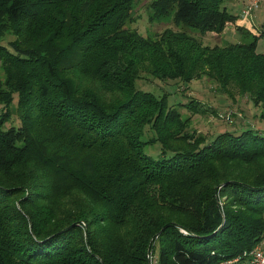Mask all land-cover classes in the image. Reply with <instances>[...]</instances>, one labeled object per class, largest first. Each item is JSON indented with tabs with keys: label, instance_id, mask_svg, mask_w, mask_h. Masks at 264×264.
Instances as JSON below:
<instances>
[{
	"label": "trees",
	"instance_id": "obj_1",
	"mask_svg": "<svg viewBox=\"0 0 264 264\" xmlns=\"http://www.w3.org/2000/svg\"><path fill=\"white\" fill-rule=\"evenodd\" d=\"M227 1L151 0L149 20L219 35L238 20ZM135 3L0 0V264H246L264 240V136L206 137L181 113L204 111L197 101L135 85L142 69L206 78L264 122V22L223 47L169 29L150 39L124 28ZM154 143L159 159L143 152Z\"/></svg>",
	"mask_w": 264,
	"mask_h": 264
},
{
	"label": "rangeland",
	"instance_id": "obj_2",
	"mask_svg": "<svg viewBox=\"0 0 264 264\" xmlns=\"http://www.w3.org/2000/svg\"><path fill=\"white\" fill-rule=\"evenodd\" d=\"M151 0H136L131 12V21L127 22L125 29L137 32L144 38L154 39L159 36L164 30H172L173 32H186L198 38L204 45L225 46L228 44L241 43L249 41L245 34L237 30L236 26L250 33L257 30L259 25L264 22V0L260 3L249 15L243 14L245 7L248 5V0H229L225 2V7L232 14L238 16L235 23H228L224 31L216 35L214 33H206L200 35L197 31L183 27H176L171 19L162 21H150L149 3ZM12 37H8L11 40ZM257 53L264 54V39L257 42ZM4 79L3 67L0 61V80ZM79 84H86V88L95 89L97 84L92 80H86L84 75L78 76ZM136 88L142 91L153 93L155 96L168 95L169 105L188 103L189 101H197L204 111L192 113L181 107V113L184 117L190 116L191 130H195L200 134L210 137L221 132H236L240 129L251 128L264 136V122L260 121L258 116L260 108L252 104L247 96H233L230 98L226 93L206 78L191 81L188 84L181 81H161L150 74L145 69H142L135 79ZM111 98L118 97L117 94L109 95ZM16 97L14 99V103ZM175 104V105H176ZM4 112L0 106V113ZM18 127L19 120L15 114L12 115L10 121L6 123V127ZM152 132L149 131V126L144 128L142 141L152 137ZM143 152L152 157L159 159L161 157V145L159 143L147 144L143 147ZM169 156V154H167ZM82 229L85 224L81 223ZM84 230V229H83ZM264 251V240L257 246ZM152 254V253H151ZM148 264H155L156 257L147 255Z\"/></svg>",
	"mask_w": 264,
	"mask_h": 264
},
{
	"label": "built area",
	"instance_id": "obj_3",
	"mask_svg": "<svg viewBox=\"0 0 264 264\" xmlns=\"http://www.w3.org/2000/svg\"><path fill=\"white\" fill-rule=\"evenodd\" d=\"M252 3L250 7L244 12V16L248 15L251 11L252 7L256 6L258 0H251ZM244 257H246V264H264V251L260 247H255L249 253H245ZM227 264H240V259H235L232 262Z\"/></svg>",
	"mask_w": 264,
	"mask_h": 264
}]
</instances>
